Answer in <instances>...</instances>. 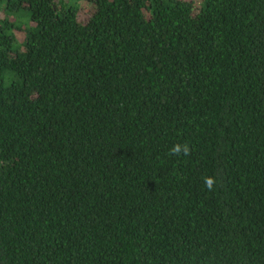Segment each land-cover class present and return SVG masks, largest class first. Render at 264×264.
Segmentation results:
<instances>
[{
    "label": "trees",
    "instance_id": "16d2710c",
    "mask_svg": "<svg viewBox=\"0 0 264 264\" xmlns=\"http://www.w3.org/2000/svg\"><path fill=\"white\" fill-rule=\"evenodd\" d=\"M0 264H264V0H0Z\"/></svg>",
    "mask_w": 264,
    "mask_h": 264
},
{
    "label": "clouds",
    "instance_id": "9594fccd",
    "mask_svg": "<svg viewBox=\"0 0 264 264\" xmlns=\"http://www.w3.org/2000/svg\"><path fill=\"white\" fill-rule=\"evenodd\" d=\"M191 153V148L190 145L185 142L183 144L181 143H176L172 146V148L170 149V154L172 155H185L188 156ZM203 182L205 187L209 190L212 191L214 189V187L217 184V180L216 177L214 176H206L203 178Z\"/></svg>",
    "mask_w": 264,
    "mask_h": 264
}]
</instances>
